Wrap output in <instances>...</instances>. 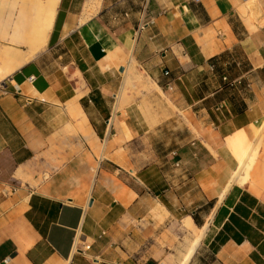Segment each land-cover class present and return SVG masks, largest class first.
Instances as JSON below:
<instances>
[{
    "label": "crops",
    "instance_id": "crops-1",
    "mask_svg": "<svg viewBox=\"0 0 264 264\" xmlns=\"http://www.w3.org/2000/svg\"><path fill=\"white\" fill-rule=\"evenodd\" d=\"M87 5L60 0L52 56L0 83V264H179L187 218L188 264H264V167L220 200L229 140L264 125V0Z\"/></svg>",
    "mask_w": 264,
    "mask_h": 264
},
{
    "label": "bare ground",
    "instance_id": "bare-ground-1",
    "mask_svg": "<svg viewBox=\"0 0 264 264\" xmlns=\"http://www.w3.org/2000/svg\"><path fill=\"white\" fill-rule=\"evenodd\" d=\"M59 2L60 0L21 1L13 19L7 17L3 21L0 17V24L5 23L4 26L2 25V30H0V39L6 43V45L0 47V83L25 65L35 61L45 51L54 26ZM87 4L84 19L94 15L99 7L100 0H87ZM254 11L260 13L256 4H248L239 12L242 20L252 25L254 24L251 21ZM131 61L134 62L133 59ZM155 88L159 90L156 86ZM258 138L260 139V137ZM258 138L255 142H249L245 135L240 133L229 140L228 146L237 160V167L228 185L221 193L220 200L231 187L249 185L250 189L254 190L255 193H259L256 186L259 178L255 181L253 176L259 155V147L262 144V141ZM160 208L165 212L164 208ZM206 226L197 229L190 218L184 221L182 229L190 233L194 239L186 249L179 264H188Z\"/></svg>",
    "mask_w": 264,
    "mask_h": 264
},
{
    "label": "rangeland",
    "instance_id": "rangeland-1",
    "mask_svg": "<svg viewBox=\"0 0 264 264\" xmlns=\"http://www.w3.org/2000/svg\"><path fill=\"white\" fill-rule=\"evenodd\" d=\"M21 1H25V0H0V17L3 19V21L6 20L7 17L11 18V19L14 18V15H15V13L17 11L18 5L21 4ZM140 3H142V0H140ZM142 10H143V7L141 6L140 7V12H142ZM2 25L4 26L5 23L3 22ZM2 25L0 24V30H2ZM2 45H6V43L3 42L0 39V47ZM45 53H47V48L45 49V51L40 56H47L48 58H49V56H52V55H44ZM58 53H60V52H58ZM53 57H54L53 59H55V56H53ZM47 64L50 66L52 64V59H49V61H47ZM133 66H134V62H131L129 70H131L133 68ZM127 80H128V82L131 83V80H129V78H127ZM139 90L138 89H132V88L125 89L123 91V93L121 94L122 95L120 97L121 99L119 98V102H118V105H117V110H122L123 106L129 105V103L131 101H133L134 99H136V98L139 99V102L141 100H143L144 98L141 97V94H140ZM141 90H142V88H141ZM128 91H130V92H128ZM258 137H260V139ZM257 138L262 141V144L259 147V155H258V158H257V162L255 164V169H254L253 176L255 175V173H257L259 171V169L262 166L264 167V125L262 126L261 132L259 133V131H258V133H257V135H256V137L254 139V142H255V140ZM153 145H155L156 149H162V143H156V144H153ZM95 152L96 153L100 152V147L99 146H98V149ZM150 163H151V160H150ZM144 172L145 173L147 172V173L146 174H142L143 177H144L142 182L145 185H151V182L154 181L157 178V176L156 177L152 176V174H151V166H149L147 169H144ZM150 193H151V190H150Z\"/></svg>",
    "mask_w": 264,
    "mask_h": 264
},
{
    "label": "built area",
    "instance_id": "built-area-1",
    "mask_svg": "<svg viewBox=\"0 0 264 264\" xmlns=\"http://www.w3.org/2000/svg\"><path fill=\"white\" fill-rule=\"evenodd\" d=\"M150 25H152V20H149L148 22H145L141 26H139V31H143L145 28H147ZM85 249H88V247H86Z\"/></svg>",
    "mask_w": 264,
    "mask_h": 264
}]
</instances>
